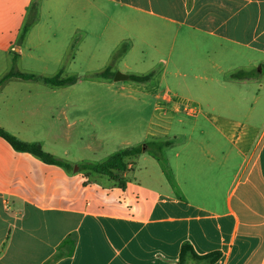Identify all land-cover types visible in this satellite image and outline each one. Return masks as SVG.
<instances>
[{
	"label": "crops",
	"instance_id": "crops-1",
	"mask_svg": "<svg viewBox=\"0 0 264 264\" xmlns=\"http://www.w3.org/2000/svg\"><path fill=\"white\" fill-rule=\"evenodd\" d=\"M263 64L264 0H0V79H78L0 88V128L73 166L0 137V264H264V73L230 77Z\"/></svg>",
	"mask_w": 264,
	"mask_h": 264
},
{
	"label": "trees",
	"instance_id": "trees-1",
	"mask_svg": "<svg viewBox=\"0 0 264 264\" xmlns=\"http://www.w3.org/2000/svg\"><path fill=\"white\" fill-rule=\"evenodd\" d=\"M123 51H124V47L116 53L114 60L120 57ZM263 73H264V64L260 65L258 69L252 70L250 72L240 70L232 74L231 77L232 79H235V80L253 79V78L260 77ZM151 76L152 74L147 75V76L130 75L129 80L134 81V82H139V83H145L150 80ZM112 77H113V74L111 73L110 68L106 69L105 71L99 74H95L93 76V78H104V79H111ZM12 78H17V79H22V80L41 79L46 84L53 85V86L72 85L76 83L78 80L77 78H67V79L62 78V72H60L58 75H56L53 78H40L33 74L23 73L17 70L16 68H14L10 72L6 73L0 79V88L8 80ZM0 137L6 140L17 151L30 153L38 157L39 159H41L46 164L57 165V166H60V167H63L69 170H73V166L71 164H68L64 162L63 160L56 158L53 155L44 151L40 143L25 142L11 135L10 133H8L6 130L2 128H0ZM171 145H172V142L170 141L169 142L143 143L141 145L130 147L120 152H117L102 163L83 164L79 166V169L81 171L93 172V173H97L100 175L113 178L114 171L116 168L125 167L124 161L126 158L137 156L145 152H151V153L158 155V157H161L163 150L166 147H169ZM221 256L222 254L220 252H213L205 256H199L196 254V252L193 250L190 244H184L181 248L180 259H179L178 264H186L188 261H193L194 264H215L221 258Z\"/></svg>",
	"mask_w": 264,
	"mask_h": 264
},
{
	"label": "rangeland",
	"instance_id": "rangeland-1",
	"mask_svg": "<svg viewBox=\"0 0 264 264\" xmlns=\"http://www.w3.org/2000/svg\"><path fill=\"white\" fill-rule=\"evenodd\" d=\"M256 69H258V68H255V69H253V70H256ZM240 71V70H239ZM242 71H246V72H250V71H252V70H242ZM238 72V71H237ZM236 73V72H235ZM234 74V73H233ZM231 77V76H230ZM232 78V77H231ZM188 84H190V85H195V86H197L196 85V83L198 84V83H201V81L200 80H195V79H188V80H185ZM126 169H127V166L125 165V167H120V168H116L115 169V171H114V177H113V179H119V180H121V179H123V176L125 175V171H126ZM186 264H194L193 263V261H188Z\"/></svg>",
	"mask_w": 264,
	"mask_h": 264
},
{
	"label": "water",
	"instance_id": "water-1",
	"mask_svg": "<svg viewBox=\"0 0 264 264\" xmlns=\"http://www.w3.org/2000/svg\"><path fill=\"white\" fill-rule=\"evenodd\" d=\"M114 80L116 81V82H121V81H127V80H129V76L128 75H126V74H122V73H116V75H115V77H114ZM76 169V171L78 170V168L76 167L75 168Z\"/></svg>",
	"mask_w": 264,
	"mask_h": 264
}]
</instances>
